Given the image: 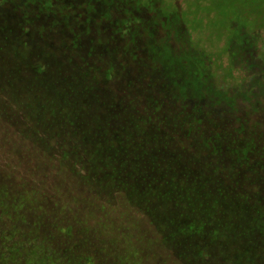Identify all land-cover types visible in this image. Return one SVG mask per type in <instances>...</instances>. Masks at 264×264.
Instances as JSON below:
<instances>
[{
    "label": "rangeland",
    "instance_id": "rangeland-1",
    "mask_svg": "<svg viewBox=\"0 0 264 264\" xmlns=\"http://www.w3.org/2000/svg\"><path fill=\"white\" fill-rule=\"evenodd\" d=\"M44 2L48 3L46 12H42ZM125 22L130 25L120 28ZM19 25L27 29V37L21 40ZM21 42L27 43L29 51L22 50ZM166 55L175 59L174 65ZM57 59L65 61L60 72ZM73 63L90 77L87 84L93 90L86 93L89 123L97 114L107 117L109 108L115 117L122 114V105H118L122 100L138 105L141 116L124 111L129 123L120 125L116 149L128 145L131 152L149 156H182L193 167L196 162L202 175L216 169L228 183L238 186V193L258 203L257 211L248 215L247 239L233 236L219 243V237L207 246L208 239H203L201 244L210 255L207 259L196 260L195 255L194 260L170 258L158 264H264V225L254 222L264 215V0H0V105L5 106L0 127L9 123L12 107L28 102L25 108L33 110L32 127L64 141L67 137L52 129L55 117L51 112L44 116L40 110L38 115L32 108L31 102L46 105L48 96L43 77L34 74L42 65L48 66V72L56 70L55 77L80 73L70 70ZM110 68L113 79L103 81L101 76ZM185 73H190L192 85L216 96L196 98L190 89L182 94ZM11 74L18 78L15 84L5 79ZM54 76L49 83L52 95L57 90ZM25 82L37 87L29 99L19 86ZM93 96L102 104L97 105ZM194 113L201 123L195 126L198 136L193 142L186 123ZM146 114L152 122H145ZM76 136L71 140L81 146V130ZM92 140L93 136L88 142ZM205 140L218 142L219 155L213 154L215 149L204 144ZM248 143L252 147L245 158L242 149ZM142 164L144 176L151 177L152 163ZM96 166L98 184L111 189L114 184L106 178L104 167ZM209 179L204 182L210 184ZM21 241L27 245L26 238ZM12 244L0 242V264H26L5 261L4 249ZM53 249L58 252L66 247L53 241Z\"/></svg>",
    "mask_w": 264,
    "mask_h": 264
},
{
    "label": "trees",
    "instance_id": "trees-1",
    "mask_svg": "<svg viewBox=\"0 0 264 264\" xmlns=\"http://www.w3.org/2000/svg\"><path fill=\"white\" fill-rule=\"evenodd\" d=\"M44 3L42 12L48 9V3ZM128 24L125 22L119 27L126 29ZM24 26H18L20 40L27 37V29L21 28ZM76 42L71 41L70 45ZM21 44L22 50L29 51L26 42ZM166 57L174 65L175 59ZM55 61L60 72L65 61ZM69 68L80 73H62L55 77L56 70L48 72V66L42 65L34 75L43 77L48 95L44 98L46 105L30 100L38 115L40 110L44 116L51 112L55 117L52 129L68 140L47 137L42 130L32 127L30 112L33 110L25 108L28 102L12 107L9 123L0 127V138L4 139L0 140V242L13 243L4 249L6 262L158 264L170 258L194 260L195 255L196 260H202L210 256L201 244L203 239H208L206 246L209 241L215 244L214 239L219 237V243H226L233 236L247 239L251 226L248 215L254 214L257 211L254 207L258 205L252 197L238 193V186L228 183L216 169L214 173L202 175L196 169V162L193 167L182 156H149L131 152L128 145L116 149L122 133L120 125L129 123L123 113L126 110L141 116L138 105L132 100L128 104L122 100L118 102L122 105V114L115 117L114 110L109 108L107 117L97 114L89 123L91 109L86 93L93 89L87 84L88 71L75 63ZM52 74L57 87L53 95L49 88ZM185 76L182 94L188 89L196 98L207 94L196 83L189 82L190 73ZM102 77L103 81L111 82L113 69H108ZM5 79L15 84L18 78L11 74ZM19 86L27 91L28 99L37 88L30 82ZM209 93L216 96L212 91ZM93 97L97 105L102 104L98 96ZM2 112L5 106L0 105V119ZM55 112L57 117L53 115ZM195 115H190L186 123L193 142L195 135L198 136L195 126L201 123ZM144 119L153 121L150 114ZM79 130L84 138L81 146L71 140ZM91 136L95 140L89 143ZM122 136L125 137L124 132ZM203 143L212 145L213 154L219 155L218 142L205 140ZM89 146L94 147L87 150ZM251 147L248 143L242 149L245 158ZM146 160L154 167L148 178L144 176V169L141 170ZM97 164L104 167L106 178L114 184L111 189L105 190L95 179ZM206 177L210 178V184L204 182ZM213 187L218 190L213 191ZM254 222L264 225V215L260 220L254 218ZM22 238H26L27 245ZM53 241L66 249L55 252ZM101 255L108 261L102 260Z\"/></svg>",
    "mask_w": 264,
    "mask_h": 264
}]
</instances>
